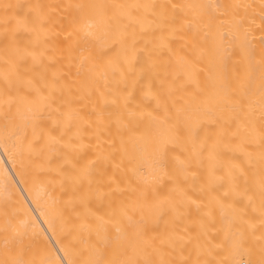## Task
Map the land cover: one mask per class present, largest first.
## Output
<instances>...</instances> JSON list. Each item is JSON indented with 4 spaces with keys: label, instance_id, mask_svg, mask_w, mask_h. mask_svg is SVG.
Returning <instances> with one entry per match:
<instances>
[{
    "label": "bare ground",
    "instance_id": "1",
    "mask_svg": "<svg viewBox=\"0 0 264 264\" xmlns=\"http://www.w3.org/2000/svg\"><path fill=\"white\" fill-rule=\"evenodd\" d=\"M0 264H264V0H0Z\"/></svg>",
    "mask_w": 264,
    "mask_h": 264
}]
</instances>
